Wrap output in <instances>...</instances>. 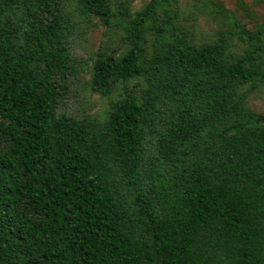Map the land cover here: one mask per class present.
Here are the masks:
<instances>
[{"label":"trees","instance_id":"obj_1","mask_svg":"<svg viewBox=\"0 0 264 264\" xmlns=\"http://www.w3.org/2000/svg\"><path fill=\"white\" fill-rule=\"evenodd\" d=\"M212 5L199 40L180 0H0V264H264V15ZM82 64L101 116L58 110Z\"/></svg>","mask_w":264,"mask_h":264},{"label":"rangeland","instance_id":"obj_2","mask_svg":"<svg viewBox=\"0 0 264 264\" xmlns=\"http://www.w3.org/2000/svg\"><path fill=\"white\" fill-rule=\"evenodd\" d=\"M128 1L130 10L135 11L147 0ZM210 2V4H203L199 0H180L184 15L192 14L189 22L194 23L193 32L196 39H210L217 31L227 27L223 21L224 15L213 7L214 2H219L223 9L245 22L246 28H251L264 15V0H210ZM117 38L118 35L114 27L106 28L96 22L88 24L79 22L73 30L70 50L72 55L82 57L89 63L90 56L99 44L111 45L116 42ZM88 77L89 64H82L78 67L77 72L70 76L66 92L58 104L59 111L76 116L88 113L102 115L108 105V99L115 97L116 92L109 96L98 95L89 89ZM249 104L257 111H264V92L252 95Z\"/></svg>","mask_w":264,"mask_h":264}]
</instances>
